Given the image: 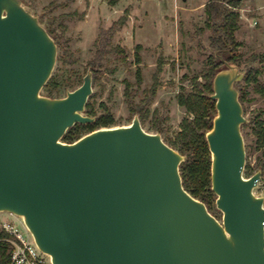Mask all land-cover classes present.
I'll use <instances>...</instances> for the list:
<instances>
[{"label":"water","instance_id":"obj_1","mask_svg":"<svg viewBox=\"0 0 264 264\" xmlns=\"http://www.w3.org/2000/svg\"><path fill=\"white\" fill-rule=\"evenodd\" d=\"M57 45L21 0H0V212L21 217L52 264H264L262 198L244 177L246 122L234 65L212 79L205 134L221 222L182 186L183 156L160 134L128 125L61 138L84 115L88 71L64 97L40 94Z\"/></svg>","mask_w":264,"mask_h":264},{"label":"rangeland","instance_id":"obj_2","mask_svg":"<svg viewBox=\"0 0 264 264\" xmlns=\"http://www.w3.org/2000/svg\"><path fill=\"white\" fill-rule=\"evenodd\" d=\"M21 1L56 40L57 57L50 78L55 77L57 88L52 95L64 97L71 91L64 85L67 81L77 88L86 73L91 72L92 93L88 101L94 112L92 117L99 124L92 130H80L79 137L99 128L128 125L134 116L138 117L130 111L126 91L135 93V104L142 105L143 99L150 98L145 105L149 116L141 126L149 133L160 134L163 140L175 136L183 118H193L176 97L183 89L191 88L195 77L203 83L199 74L217 53L204 12L208 0ZM238 11L239 28L234 38L238 43L235 53L241 57L238 63H230L226 60L229 52H223L219 71L226 69L227 62L242 74L234 85L247 93L242 104L247 125L242 135L245 164L255 173L261 170L257 163H264V147L256 148L252 128L257 120L264 121V97L254 93L252 84L244 78L249 70L256 69L257 79L264 81V0H243ZM122 16L126 17L125 23L110 34V26ZM40 94L46 96L43 90ZM102 120L111 122L102 124ZM76 133L72 130L71 135ZM61 141L66 142L62 138ZM243 175L251 176L244 171ZM205 206L221 222L222 213L215 201ZM0 219L26 234L21 217L0 212Z\"/></svg>","mask_w":264,"mask_h":264},{"label":"trees","instance_id":"obj_3","mask_svg":"<svg viewBox=\"0 0 264 264\" xmlns=\"http://www.w3.org/2000/svg\"><path fill=\"white\" fill-rule=\"evenodd\" d=\"M242 1L243 0H208L205 3L204 12L206 15V22L213 32V36L210 39L217 53H213L212 57H210L199 74L203 79V83L197 81L195 77L192 80L193 82L189 90L183 89V91L177 94L176 98L178 104L191 113L193 118H183L180 123V129L176 132L175 136L163 140L167 145L183 156V160L179 164V173L183 188L205 205L216 200V195L211 190V154L205 138L206 132L210 130L212 126V120L216 115V108L215 100L210 99L208 94L211 92L213 93L212 79L223 65L221 60L223 52H229L226 60L230 63H238L240 60L241 55L235 53V46H238V43L235 42L234 32L239 28L240 14L238 8H240ZM125 19L126 17L122 16L114 22L109 28L110 34L120 28L125 23ZM47 32L51 34L48 28ZM53 40L56 43L54 38ZM99 54L101 55V52H99ZM257 73L258 71L256 69L249 70L244 79L247 83L252 84L254 93L264 97V81H259L257 79ZM64 85L67 90L69 89L72 91L75 89L71 81H67ZM56 88V79L55 77H51L42 90L46 92V96L55 98L52 94ZM126 88H128V85ZM237 90L239 92V101L242 105L246 100L247 93L241 88ZM206 91H208V93H206ZM154 93L155 91L152 92L153 95ZM125 94L130 111L138 114L139 121L141 125H143L149 116V109L145 108V105L149 104L150 98L146 97L145 100L143 99V104L140 105L135 104L133 101L135 96L134 92L126 91ZM90 97L91 95L89 98ZM84 112L89 117L94 116L89 101H87L85 105ZM100 122L102 124H108L111 121L102 120ZM96 124H99L98 120L86 124L76 123L67 129L62 140L71 143L79 138L80 130L89 128L92 130L91 128ZM246 125V123L241 125V132ZM155 129L159 130L158 127H155ZM72 130H77L74 137L71 135ZM252 133L255 136L256 148L260 149L264 147V121L257 120L252 128ZM257 166L261 168L262 175H264V163L259 161ZM244 173L247 176L253 173L252 170L250 171L248 163L245 164ZM207 209L209 210V208ZM11 239L12 236L10 234L0 229V264H6L9 259L12 246L8 240Z\"/></svg>","mask_w":264,"mask_h":264},{"label":"built area","instance_id":"obj_4","mask_svg":"<svg viewBox=\"0 0 264 264\" xmlns=\"http://www.w3.org/2000/svg\"><path fill=\"white\" fill-rule=\"evenodd\" d=\"M252 193L254 196L262 198L261 207L264 211V175H261L260 180L252 189ZM22 226L26 234H23L10 222L0 219V229L12 236V239L8 240L12 248L6 264H52L51 257L39 249L32 234L23 223Z\"/></svg>","mask_w":264,"mask_h":264}]
</instances>
